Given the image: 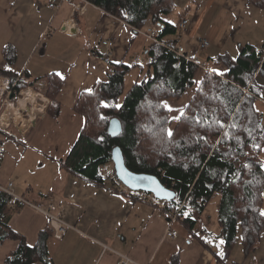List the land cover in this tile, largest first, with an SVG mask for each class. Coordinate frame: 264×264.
I'll return each instance as SVG.
<instances>
[{
	"label": "crops",
	"instance_id": "1",
	"mask_svg": "<svg viewBox=\"0 0 264 264\" xmlns=\"http://www.w3.org/2000/svg\"><path fill=\"white\" fill-rule=\"evenodd\" d=\"M178 1L181 14L177 21L169 23L165 17L176 31L160 40L158 46L169 50L178 45L188 57L197 59L201 67L194 77L195 86L208 70L226 71L223 64L213 62L219 56L236 59L246 45L264 46V9L249 0ZM51 2L0 0V70L6 71L8 66L14 69L8 72L19 78L26 76L27 83L36 79L45 83V76L55 73L64 77L56 118L47 113L50 101L45 93L30 92L23 93L17 106L9 107L5 118L2 90L6 84L0 88V154L5 155L0 160V185L12 183L14 192L34 206H61L64 220L75 228L60 238L50 235L48 264H121L122 256L133 264H264V228L257 249L249 255L244 254L238 228L233 246L227 250L224 241L220 244L223 239L218 222L215 229L208 225L198 228L200 217L195 215L197 223L188 230L157 203L133 200L128 194L132 190L126 187L119 188L112 182L97 185L64 169L63 159L85 125L74 107L82 93L92 90L98 81H106L109 66L103 57L108 56L114 64L131 65L133 52L130 50V54L129 49L134 46L133 68L125 77V84L128 79L132 86L143 79L146 49L154 43L122 19L85 0H59L53 9L49 8ZM182 19L188 24L181 31L178 25ZM176 33L178 40L170 38ZM138 38L139 46L135 43ZM202 38L209 42L206 49L199 47ZM107 41L113 43L112 48L103 45ZM5 46L14 49L12 64L4 59ZM127 54L129 64L125 62ZM6 79L0 78V82ZM255 79L259 87L264 86V76L256 75ZM261 89L262 95L256 99L260 105L255 108L264 113ZM193 92L194 87L166 103L184 112ZM169 115L172 118L177 112ZM260 160L264 167V146ZM8 225L28 246L35 245L39 233L49 229L48 219L29 206L17 207L12 215L10 210ZM169 230L176 231L177 236L168 238ZM18 244L16 240L0 242V264Z\"/></svg>",
	"mask_w": 264,
	"mask_h": 264
},
{
	"label": "trees",
	"instance_id": "2",
	"mask_svg": "<svg viewBox=\"0 0 264 264\" xmlns=\"http://www.w3.org/2000/svg\"><path fill=\"white\" fill-rule=\"evenodd\" d=\"M85 1L136 30L148 28L146 32H156L159 41L176 31L165 21L176 0ZM249 1L264 9V0ZM255 48L242 47L236 59L225 55L214 59V64L225 66V74L208 70L195 86L199 63L152 44L146 49L143 79L126 92L125 77L132 67L114 64L108 56L103 57L109 66L106 81L95 84L91 95L88 92L80 95L74 112L85 119V125L62 166L97 185L111 184L99 169L112 161V151L119 147L126 167L132 172L160 177L159 171H165L161 181L175 194L166 204L176 209L182 205L177 217L188 230L197 223L195 215H202L213 197L219 196L217 222L224 247L232 248L238 228L244 254L254 252L264 228V216L260 215L264 191V167L260 160L264 113L255 108L256 99L262 95V87L255 78L264 76V56L256 53ZM259 48L264 50V46ZM3 53L5 61L12 64L14 49L8 46ZM0 78L8 79L12 93L34 88L35 83L42 81L27 83L26 76L19 78L1 70ZM45 80V96L50 101L47 113L56 118L60 110L57 97L64 80L55 74L46 75ZM193 87L184 118L180 122L172 120L163 105L181 98ZM113 118L122 125L121 134L115 138L108 133ZM233 123L235 128L231 127ZM169 129L172 137L168 136ZM9 218L10 210L0 194V242H19L2 264H48L47 240L53 233L50 226L39 233L35 247H29L9 227Z\"/></svg>",
	"mask_w": 264,
	"mask_h": 264
},
{
	"label": "built area",
	"instance_id": "3",
	"mask_svg": "<svg viewBox=\"0 0 264 264\" xmlns=\"http://www.w3.org/2000/svg\"><path fill=\"white\" fill-rule=\"evenodd\" d=\"M58 2L59 0H52V2L49 4V8L51 9L56 8L58 5ZM122 23L125 24L126 22L122 20ZM187 24H188V20L182 19L178 25V28L182 31L186 28ZM137 32L140 33L145 38H147L148 40H151L154 44H157V45L162 44L157 38V33L154 31H151L148 34L139 32L138 30ZM103 45L107 46L108 48H112L113 43L111 41H107V42H103ZM208 46H209V42L207 41V39L202 38L199 40L200 49H206ZM168 48L170 51L183 57L187 61L192 62V63H198L197 59L195 58L190 59L185 54V51L182 47L175 45L174 47L170 46ZM254 51L264 56V50L260 49L259 47H256ZM6 81H7L6 89L2 90V93H3L2 95H3V98H5L4 103L6 106H8L9 102L18 103L20 101V98L23 97L22 96L23 91L28 90V88H31V91L37 95H42L41 93H45L44 91L46 89V84L42 81L35 83L34 88L28 87L24 90H21L18 93H14V92L12 93L9 90V81L7 79ZM4 158H5V155L0 154V160ZM99 171L102 173L103 177L107 179L109 182L116 184L119 188H124L122 183L119 181V179L115 175V169H114V165L112 162L102 165ZM159 173H160V177L163 178L165 171L161 170L159 171ZM0 194L2 196V199L5 201L6 206L11 210V215L15 213V209L19 206H29L33 208L34 210H36L37 212L43 214L48 219L49 226L52 229L54 236L57 238L62 237L64 233H66V231L70 229H75L72 225H70L64 220V215L61 210V206H56L53 204L47 205L46 207L34 206L30 204L28 201H26L23 197L18 196L14 192L12 183L7 184L6 186L0 185ZM128 194L131 196L133 200L141 201L144 203H152V204L157 203V200L153 196L143 191H137V192L129 191ZM158 207L168 210V212L171 215V219H176L179 212L182 209V205H180L177 209L172 206H166L165 204L159 205ZM166 235L168 238H175L177 236V232L174 230H169L167 231ZM104 248L107 249V247L105 246ZM121 264H133V262L127 257L122 256Z\"/></svg>",
	"mask_w": 264,
	"mask_h": 264
},
{
	"label": "water",
	"instance_id": "4",
	"mask_svg": "<svg viewBox=\"0 0 264 264\" xmlns=\"http://www.w3.org/2000/svg\"><path fill=\"white\" fill-rule=\"evenodd\" d=\"M122 132L121 122L117 118L111 119L108 127V133L115 138ZM111 160L114 165L115 175L124 187L132 191H143L153 195L157 200L171 202L174 198V192L167 188L156 175L134 173L129 170L124 161L121 148L115 147L111 154ZM168 193L172 197H168Z\"/></svg>",
	"mask_w": 264,
	"mask_h": 264
},
{
	"label": "rangeland",
	"instance_id": "5",
	"mask_svg": "<svg viewBox=\"0 0 264 264\" xmlns=\"http://www.w3.org/2000/svg\"><path fill=\"white\" fill-rule=\"evenodd\" d=\"M177 1L178 0H176V2ZM179 2L180 1H178L177 3H175V6H174L173 11L171 12V14H169V15L166 16V18L168 20H170L171 22H174L175 20L177 21V19L179 18L178 15L181 14V11H180V6L181 5L179 4ZM142 30L144 31V33H147V34L149 33V32H146V31H148V28H145V29H142ZM170 38L177 39L178 40L179 39V35L176 33L175 35L171 36ZM140 41H141V38H138L136 40L135 43L137 44V46H139L141 44ZM130 50L133 52L132 53V58H133V56H135V54H136L135 53L136 48L133 46V47H131V49H129V52H130ZM130 54H131V52H130ZM132 58H131V65L128 63V61H129V54H127V58L125 60V62L128 63L131 67L133 66V63H132L133 60H132ZM139 58L142 59L143 58V54L139 55ZM134 68H136V66H134ZM130 86L131 85H129V80L127 79L126 84L124 86L125 92H126V90H128L130 88ZM19 102H18V104H19ZM258 104L259 103L256 101L255 106L257 107ZM14 106H17V105H14ZM219 199H220L219 196L213 197V199L207 205L204 213L202 214V218H201V215H199L200 221H199L198 228H201L203 225H208L207 227L210 228V229H215V227L217 228V204H218ZM162 204H163V202L157 200V206L162 205ZM262 210H264V191H263V208H262Z\"/></svg>",
	"mask_w": 264,
	"mask_h": 264
},
{
	"label": "snow or ice",
	"instance_id": "6",
	"mask_svg": "<svg viewBox=\"0 0 264 264\" xmlns=\"http://www.w3.org/2000/svg\"><path fill=\"white\" fill-rule=\"evenodd\" d=\"M169 23H171V21H169ZM5 47H7V46H5ZM5 70H6V71H14V69H12V68H10V67H8V66H5ZM213 71L217 72V74H219V75H224V74H225V73L218 72V70H215V69H214ZM55 75L59 76L60 79H64V77H63L60 73H55ZM98 83H99V81H98ZM262 88H264V86H262ZM87 91H88V93H89L90 95L92 94V90H91V89H88ZM102 103H103V102H102ZM103 106H104V107H108L107 104H104ZM116 107H119V105H117ZM163 107H164L167 111H169V112H172V111H176V112H177V115L173 116V117H172V120H175V121H177V122H180V121L184 118V112H183V110H181V109H173V108H172L171 106H169L167 103H165V104L163 105ZM102 118H103V117H102ZM196 122H197V123H200V121H199L198 119L196 120ZM217 123H219V126H220L221 129L224 128L225 125H224L223 123H220L219 121H217ZM231 127H232V128H235V127H236V124L233 123V124L231 125ZM172 135H173V132H172L171 129H169V130H168V136H169V137H172ZM224 135L227 137V136H228V133L225 132ZM167 195H168L169 198L172 197V194H171V193H168ZM185 215H187V213H185ZM260 215L264 216V210L261 211ZM205 243L211 244L212 241H211V240H205ZM220 244H223V240L220 241ZM29 247H35V246H34V245H29Z\"/></svg>",
	"mask_w": 264,
	"mask_h": 264
},
{
	"label": "bare ground",
	"instance_id": "7",
	"mask_svg": "<svg viewBox=\"0 0 264 264\" xmlns=\"http://www.w3.org/2000/svg\"><path fill=\"white\" fill-rule=\"evenodd\" d=\"M0 81H2V80H0ZM6 81L4 80V82H0V88H2V85H5L6 83H5ZM1 90V89H0ZM24 92H30V93H32L33 95H36L35 93H33L32 91H30V90H27V91H23V93ZM23 93H22V96H23ZM22 99H23V97H21ZM21 98H20V100H21ZM14 105H18V103H14V102H9V104H8V106H7V111H6V113H4V117L6 118V116L8 115V111H9V107L10 106H14ZM2 119V118H1ZM4 120V119H3Z\"/></svg>",
	"mask_w": 264,
	"mask_h": 264
}]
</instances>
